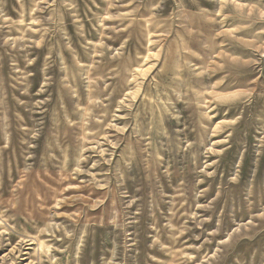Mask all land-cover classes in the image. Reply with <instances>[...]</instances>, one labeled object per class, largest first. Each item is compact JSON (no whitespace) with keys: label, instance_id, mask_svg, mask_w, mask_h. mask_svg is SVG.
<instances>
[{"label":"rangeland","instance_id":"obj_1","mask_svg":"<svg viewBox=\"0 0 264 264\" xmlns=\"http://www.w3.org/2000/svg\"><path fill=\"white\" fill-rule=\"evenodd\" d=\"M0 264H264V0H0Z\"/></svg>","mask_w":264,"mask_h":264}]
</instances>
